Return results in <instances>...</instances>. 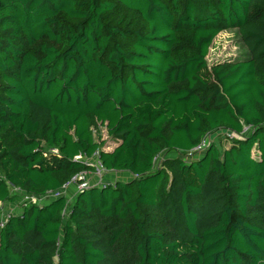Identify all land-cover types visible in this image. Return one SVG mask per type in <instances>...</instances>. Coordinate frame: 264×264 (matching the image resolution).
<instances>
[{"label": "trees", "instance_id": "16d2710c", "mask_svg": "<svg viewBox=\"0 0 264 264\" xmlns=\"http://www.w3.org/2000/svg\"><path fill=\"white\" fill-rule=\"evenodd\" d=\"M95 156L134 177L24 203L0 264H264V0H0V202Z\"/></svg>", "mask_w": 264, "mask_h": 264}, {"label": "rangeland", "instance_id": "374dc122", "mask_svg": "<svg viewBox=\"0 0 264 264\" xmlns=\"http://www.w3.org/2000/svg\"><path fill=\"white\" fill-rule=\"evenodd\" d=\"M248 53L247 48L245 47V45L241 42L240 36L236 31H225L223 33H221L213 47L210 50V53L208 55V63L209 65H212L216 62H220V61H224L226 59H230V58H234L237 56H245ZM247 133H249V129H247L246 131ZM102 135H103V139L107 140V144L108 148H113L115 146V143L112 142V139L109 138L108 133H107V129L105 127L102 128ZM226 132L221 133V135H218L217 133H215L214 135L211 136V139L213 142H216L217 144H223L224 147L228 146L229 143L226 140ZM105 148V147H104ZM105 148V149H106ZM254 155L256 157H258L257 151H254ZM167 156L166 152L161 153L156 160V166H158L161 161ZM189 158H193L192 156H188ZM90 163L96 165L98 164V159L97 156L93 157L92 159L89 160ZM131 175L129 173H117V172H107L105 174H103V185L104 184H114L117 180H129L131 179ZM88 179H90V181L95 182V178L91 175L88 176ZM75 186V191L74 194H76L78 192V186L77 184H74ZM17 193H19V191H15ZM66 193L67 189L63 190L62 193ZM76 192V193H75ZM68 195H70L71 193L68 191ZM57 194H49L47 197L41 199V200H34L33 198H28L26 196H22L20 202H15V203H5V204H1L0 203V224L6 220L11 214H18L22 211V205L28 201H32L33 203H38V204H45L47 201L55 198ZM73 198V197H71ZM71 198L69 200H71Z\"/></svg>", "mask_w": 264, "mask_h": 264}, {"label": "built area", "instance_id": "2783aa9c", "mask_svg": "<svg viewBox=\"0 0 264 264\" xmlns=\"http://www.w3.org/2000/svg\"><path fill=\"white\" fill-rule=\"evenodd\" d=\"M212 135H214V134L207 135L198 146L193 148L188 153L189 156L198 157L201 154H203L205 152V150L208 148V146L213 142L212 139H211ZM108 149H110V148H108ZM95 166H96V170H95L94 173H91V174L82 173V174H80L78 176H75L72 179V182L70 184H77L78 191L84 190V189H89V188H91L93 186H101V185H103V174L107 173L108 171H106L104 169V167L102 166V164L99 161H98V164H96ZM91 175L96 179L95 182H92V181H90V179H88V176H91ZM131 177L133 178L134 176L131 175ZM70 184L66 185L64 187V189H66ZM60 192H62V191H60ZM60 192H50L49 194H53V195L57 194L55 197H58V196L61 195ZM49 194H47V195H45L43 197L34 196V197H31V198H33L34 200H41V199L47 197ZM28 198H30V197H28ZM4 222H5V220L2 222V225H3Z\"/></svg>", "mask_w": 264, "mask_h": 264}, {"label": "crops", "instance_id": "0c3cea01", "mask_svg": "<svg viewBox=\"0 0 264 264\" xmlns=\"http://www.w3.org/2000/svg\"><path fill=\"white\" fill-rule=\"evenodd\" d=\"M113 148H111V149H108V150H112ZM113 173V172H112ZM117 173H120V174H123V173H126V172H117ZM89 174H91V173H89ZM67 192L65 193H62L63 195H65L67 198H71V197H74L75 196V194H74V191H75V186H74V184H70L67 188ZM63 190H65V189H63ZM62 190V191H63ZM68 191L71 193L70 195H72V196H69L68 194ZM76 193V192H75ZM72 199V198H71ZM1 203V202H0ZM2 204V203H1Z\"/></svg>", "mask_w": 264, "mask_h": 264}]
</instances>
